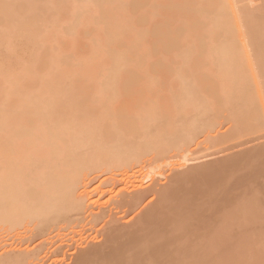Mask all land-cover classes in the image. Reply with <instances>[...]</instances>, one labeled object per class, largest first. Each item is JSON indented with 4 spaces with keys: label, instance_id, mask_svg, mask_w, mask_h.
Masks as SVG:
<instances>
[{
    "label": "rangeland",
    "instance_id": "374dc122",
    "mask_svg": "<svg viewBox=\"0 0 264 264\" xmlns=\"http://www.w3.org/2000/svg\"><path fill=\"white\" fill-rule=\"evenodd\" d=\"M1 188L0 264H264V0H0Z\"/></svg>",
    "mask_w": 264,
    "mask_h": 264
},
{
    "label": "bare ground",
    "instance_id": "6f19581e",
    "mask_svg": "<svg viewBox=\"0 0 264 264\" xmlns=\"http://www.w3.org/2000/svg\"><path fill=\"white\" fill-rule=\"evenodd\" d=\"M190 84H192V83H190ZM190 86H191V85H190ZM192 86H193V85H192ZM192 86H191V89H193ZM184 87H185V86H184ZM187 87H188V85H187ZM189 89H190V88L188 87L187 90H189ZM185 90H186V87H185ZM190 91H191V90H189L188 93H190ZM192 91H194V89H193ZM200 91L202 92V90H200ZM198 92H199V91H198ZM198 92H197V94H198ZM201 92H199V93L201 94ZM205 92H206V91H205ZM186 93H187V91H186ZM184 94H185V91H184ZM203 94H204V92H203ZM185 95H187V94H185ZM201 95H202V94H201ZM204 95H205V94H204ZM193 96H194V95H193ZM198 96H199V94L197 95V97H198ZM194 97H195V96H194ZM204 105H206V104H204ZM143 120H145V119H143ZM15 121H16V120H15ZM145 121H146V120H145ZM12 124H15V122H14V123L12 122ZM9 125H11V122L9 123ZM16 125H17V124H16ZM14 126H15V125H14ZM14 126L12 125V127H14ZM12 127L9 126V128H12ZM148 130H150V129H148ZM183 130H184V129H183ZM190 130H191V129H190ZM186 131H187V130H185V131H181V132H185L184 135H186ZM191 131H192V130H191ZM181 132H180V133H181ZM188 132H189V130H188ZM193 133H194V131H193ZM176 134H177V133H176ZM176 134H175V136H176ZM189 134H190V133H189ZM191 134H192V133H191ZM178 135H179V133H178ZM180 136H181V135H180ZM177 137H178V136H177ZM177 137H176V138H177ZM235 141H236V140H235ZM218 147H219V146H218ZM48 148H53V144H50V145L48 146ZM50 150L53 151L52 149H50ZM36 152H37L36 154L39 155V154H41L42 151L40 150V148L37 147V148H36ZM55 154H56V153H55ZM12 178H13V177H12ZM12 178L10 177L9 179L11 180ZM49 178H50V177H49ZM5 181H6V180H5ZM10 182L12 183L13 181H12V180H11V181H7L6 184H10ZM49 182H51V183L54 185L53 178H52V181H51V178H50V179H49ZM49 182H48L49 189H48V188H47V190H46V189H43L45 183L41 184V185H43V187L41 186L42 189H41L40 187H38V189L40 188L41 190H46L47 193L50 192V195L47 194V196L49 195V196L51 197V196L53 195L52 198H51V200H50V198H48L49 196L45 198V196L41 194L44 198H42V197L39 195V196L42 198V199H40V202H39V198H38L39 196L36 195V194H34V195H36L35 198H36V199L38 198V202L41 203L42 200H43L44 202L47 201L48 203H49V202L51 203V201H54V202L57 201V202H59V201H60V198H61V196H62V198H61V199H62L61 202L65 203V201H66V200H65V197L67 198V197L70 196V193H71L70 188H68L70 191H67V190H68L67 188L62 189L61 187H59L58 185L55 184L56 186H54V189H53V188H52L53 185H52V184L50 185ZM6 184H4V185L6 186ZM10 185H11V184H10ZM21 185H22V183H21ZM8 186H9V185H8ZM8 186H7V187H4V188H5V189L7 188V189H8L7 191H10L9 188H8ZM11 186H12V185H11ZM39 186H40V185H39ZM46 186H47V185H46ZM50 186H51V187H50ZM57 186H58V188H60V189H57ZM55 187H56V188H55ZM45 188H46V187H45ZM50 188H52V189H50ZM10 189H11V188H10ZM17 189H18V188H17ZM0 190H2V188H1ZM21 190H22V189H21ZM21 190H20V192H21ZM23 190L28 191V190H26V188L23 189ZM23 190H22V192H23ZM59 190H61L62 192L59 191ZM63 190H64V192H63ZM17 191H18V190H17ZM25 191L22 193V195L25 194ZM46 191H45V193H46ZM58 191H59L60 193H59ZM132 191H134V190H132ZM5 192H6V191H5ZM11 192H12V191H11ZM30 192H32V190H30L29 192H27V194L30 193ZM56 192L59 193V195L61 194V195H60V198H59V195H58V197H57V195H55V196H56V198H55L54 193H56ZM66 192L69 194V196H68V194H67ZM13 193L16 194V190H15V189H14ZM42 193L45 194L44 191H43ZM57 193H56V194H57ZM64 193H65L66 196L62 195V194H64ZM51 194H52V195H51ZM135 194H136V193H135ZM137 194H139V193H137ZM145 194H146V193H145ZM145 194H144V193L142 194V193L140 192V195H143L144 197H143V196L141 197V196L139 195L138 198L136 199V201H134L136 196L133 194L135 197L132 195V196L134 197V200H133V199H132V200L134 201L133 203H135L136 205H134L132 202H131V203H132L133 205H132L131 203H130V204L128 203V204H129L130 206L132 205L134 208H135V207H139V206H140L139 204H141V202H142L144 199H146V198H145ZM19 195H20V194H19ZM19 195H18V196H19ZM22 195H21V197H23V198H24L25 196H27V195H25V196H22ZM28 195H32V193H30V194H28ZM45 195H46V194H45ZM5 196L7 197L6 203H10L8 196H7V195H4V197H5ZM37 196H38V197H37ZM1 197H3V195L1 196V193H0V199H1ZM53 197H54V198H53ZM63 197H64V199H63ZM146 197H147V194H146ZM28 198H32V199L29 200ZM33 198H34V197H32V196H31V197H30V196H29V197L27 196V199H26V200H27V202H28V200H29V202H30L31 200H33ZM17 199L20 200L21 198L19 197V198H17ZM58 199H59V200H58ZM67 199H68V198H67ZM23 200H24V199H23ZM64 200H65V201H64ZM38 202H37V200H36V203H38ZM61 202H60V203H61ZM66 202L69 203L68 200H67ZM143 202H144V201H143ZM0 203H1V204L3 203L2 200L0 201ZM31 203H32V202H31ZM34 203H35V201H34L33 204H32V205L34 206V208L39 207V206H38L39 204H37V207H36V205H34ZM36 203H35V204H36ZM45 203H46V202H45ZM50 203H49V204H50ZM52 203H53V202H52ZM123 204H125V203H123ZM32 205H31L30 207H28V208H30L31 210H32V207H33ZM43 205H44V203H43ZM50 205H51V204H50ZM125 205H127V204H125ZM125 205H124V206H125ZM48 206H49V205H48ZM43 207H44V206H43ZM125 207H126V206H125ZM128 207H129V206L127 205V208H128ZM133 207H132V208H133ZM8 208H9V207H8ZM20 208H21V207H19V209H17V210L15 209L16 212H18V210L20 211ZM22 208H23V204H22ZM122 208H124V207L122 206ZM132 208H131V209H132ZM13 209H14V208H13ZM30 209H29V211H30ZM41 209H42V205H41ZM43 209H44V208H43ZM45 209H46V206H45ZM128 209H129V208H128ZM21 210H22V209H21ZM37 210H38V212L40 211L39 208H37ZM135 210H136V209H135ZM8 211H10V210H8ZM8 211H7V212H8ZM22 211H27V212H28V209H24V210H22ZM13 212H14V211H13ZM16 212H15V213H16ZM27 212H26V214H25V213H24V214L27 215ZM30 212H32V211H30ZM30 212H29V213H30ZM34 212H35V209H34ZM38 212L36 213L37 215L40 214V213H38ZM42 212H43V210H41V214H42ZM46 212H47V209L45 210L44 213L46 214ZM10 213H11V212H9L8 215L10 216V218H13V217H11L13 214H12V213L10 214ZM44 213H43V214H44ZM32 214H33V213H32ZM41 214H40V216H41ZM45 214H44V216H45ZM14 215H15V214H14ZM33 215H35V214H33ZM37 215L33 216V218L36 217ZM47 215H48V212H47L46 216H47ZM103 215H105V214L103 213ZM40 216L38 215L37 218H35L36 220L32 218L33 221L35 220V223H34L35 226L38 225L37 223H39V220L41 221L40 225H43V226H44V224H43L42 221H45L44 218H45L46 216H45L44 218L42 217L43 220H42V218L38 220V218H40ZM42 216H43V215H42ZM99 216H100V214H99ZM15 217H17V216L15 215L14 218H15ZM48 217H49V216H47L46 218L49 219L50 221H51V219H54V217H52V218L50 217L51 219L48 218ZM58 217H59V216H58ZM58 217H55V218H58ZM100 217H102V216H100ZM100 217L98 218L99 220L102 219V218H100ZM103 217H104V216H103ZM1 218H2V217H0V219H1ZM3 218H4V216H3ZM3 218H2V219H3ZM6 218H9V217H6ZM10 218H9V220H10ZM27 218L31 219L30 217H27ZM104 218H105V217H104ZM4 220H5V219H4ZM11 220H12V219H11ZM102 220H103V219H102ZM144 220H146V219H144ZM6 221H7V220H6ZM33 221L30 220V222H32V223H33ZM47 221H48V220H47ZM104 221H105V220H104ZM8 222H9V221H8ZM45 222H46V221H45ZM102 222H103V221H102ZM144 222H145V221H144ZM98 224H99V223H98ZM43 226H37V228H38V227H43ZM45 226H46V228H42L44 232H46L45 229L47 230V228H48V225H45ZM51 226H52V225H50V227H51ZM50 227H49V228H50ZM33 229H34V228H33ZM38 229H39V228H38ZM38 229H36V230H38ZM36 230H33V232L36 231ZM43 231H42L41 229H39L38 232H43ZM48 231H49V229H48ZM48 231H47V232H48ZM44 232L41 233V234H42V235H43V234H46V233H44ZM33 234H34V233H33ZM33 234H32V237H33L34 239L37 238V236H38V238H39V237L41 238V236H42V235H40V234L37 233V232L34 234L35 237H34ZM38 234H39L40 236H39ZM36 235H37V236H36ZM35 240H36V239H35ZM34 242H35V241H34ZM38 252H40V251H38ZM34 253H35V252H34ZM54 254H55V253H54ZM57 254H58V253H57ZM32 255H34V254L32 253ZM36 255H37V253H36ZM27 256L29 257L30 254H28ZM52 256H53V255H52ZM52 256H51V258H52ZM56 256H57V255H56ZM21 257H22V255H21ZM21 257H20V258H21ZM30 257H31V256H30ZM30 257H29V258H30ZM53 257H54V256H53ZM18 258H19V257H18ZM18 258H17V259H18ZM20 258H19V259H20ZM17 259H16V260H17ZM22 259H23V257H22ZM25 259H26V257L24 256V260H25ZM7 260H8V258H7ZM9 260H10V261H9ZM9 260H8V262H7V263H9V264H13V263L15 264L16 262H17V263L19 262L18 260H17V261H16V260H13V261H12L11 258H9ZM27 260H28V259H27ZM20 263H21V262H20Z\"/></svg>",
    "mask_w": 264,
    "mask_h": 264
}]
</instances>
